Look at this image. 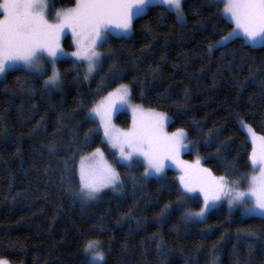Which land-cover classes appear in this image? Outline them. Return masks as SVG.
<instances>
[{
  "label": "trees",
  "instance_id": "1",
  "mask_svg": "<svg viewBox=\"0 0 264 264\" xmlns=\"http://www.w3.org/2000/svg\"><path fill=\"white\" fill-rule=\"evenodd\" d=\"M75 1L49 5L57 11ZM161 8L151 5L136 18L130 36L110 38L104 46L110 58L92 80H84L82 69L78 75L70 60L57 63L58 88L46 90V75L18 69L0 79V260L86 264L84 244L99 240L104 264H264V217L220 204L202 222L185 221L183 205L196 211L202 199L177 204V172L166 169L162 181L142 179L144 168L118 164L101 132L95 133L98 122L85 119L104 94L128 85L135 104L171 117L167 131L183 127L197 142L184 159L199 156L212 174L247 182L251 144L240 123L264 137V46L237 38L209 53L231 31L229 20L206 0H183V24L174 12L158 18ZM63 46L74 47L68 35ZM18 78L33 88L31 97L20 95ZM114 120L123 128L130 123L126 112ZM97 147L123 187L105 189L85 204L74 195L76 169L80 157Z\"/></svg>",
  "mask_w": 264,
  "mask_h": 264
},
{
  "label": "snow or ice",
  "instance_id": "2",
  "mask_svg": "<svg viewBox=\"0 0 264 264\" xmlns=\"http://www.w3.org/2000/svg\"><path fill=\"white\" fill-rule=\"evenodd\" d=\"M206 4L216 8L219 15L234 25L227 35L209 46V53L213 48L237 38L253 46H264V0H206ZM151 5L162 6L158 18L174 12L176 20L184 23L183 0H76L74 7L57 10L52 20L49 19L48 0H3L0 3L3 14L0 19V77L17 69L27 75L43 76L46 66L51 65V75L44 81L43 88H58L61 73L57 63L71 58L72 69L78 75L86 66L83 78L87 81L102 70L103 63L110 58V54L98 49L108 44L112 36H130L134 20L146 15ZM66 32L71 33L75 48L71 53L65 52L61 45V37ZM114 69L115 65L110 66L113 77L116 75ZM18 82L20 95L31 97L33 88L20 78ZM11 95L16 96V93ZM130 95L129 86L121 84L91 108L85 117L92 123L98 118L95 133L102 130L101 143L114 150L113 155L118 153V164L128 169L142 166V179L155 177L161 181L166 169L174 165L180 172L177 204L185 200L194 202L196 193L202 197L198 211L193 212L187 204L183 205L185 221H204L223 199H227L230 210L238 205L245 216L264 217V137L252 135L249 159L253 175L248 180V190L240 191L224 176L215 177L209 169L202 167L201 157L197 156L191 163L182 160L181 154L196 149L197 142L189 140V133L183 127L169 133L165 126L171 122V117L133 105ZM125 107L132 117L131 127L126 131L116 128L112 122L113 114ZM92 135L86 134L85 145L91 142ZM49 151L55 153V146H50ZM219 151L218 148L217 153ZM76 172L79 191L74 195L82 202L96 200L104 189L116 191L123 187L120 174L108 163L101 147L82 155ZM74 178L69 173V179ZM168 208L169 205H165L161 215ZM83 251L87 257L86 264H104L101 241L88 240ZM0 264H7V261L0 260Z\"/></svg>",
  "mask_w": 264,
  "mask_h": 264
},
{
  "label": "rangeland",
  "instance_id": "3",
  "mask_svg": "<svg viewBox=\"0 0 264 264\" xmlns=\"http://www.w3.org/2000/svg\"><path fill=\"white\" fill-rule=\"evenodd\" d=\"M3 2V0H0V3H2ZM48 2H49V0H48ZM76 2V1H75ZM75 6V3L72 5V6H70V7H68V8H71V7H74ZM223 7V6H222ZM68 8H66V9H68ZM64 10V9H63ZM55 10L53 11V10H51V8H50V16H49V19L50 20H52V18L54 17V14H55ZM175 14V13H174ZM3 18V14H2V10H0V19H2ZM230 21V20H229ZM54 22V21H53ZM231 22V21H230ZM232 24V23H231ZM233 25V24H232ZM233 27H234V25H233ZM66 35H68L69 37H70V39H71V43L73 44V41H72V36H71V33L70 32H66L62 37H61V45H62V47L64 48V46H63V39H64V36H66ZM227 35V34H226ZM64 50H65V52H68V53H71L72 51H74L75 50V48L73 47V49H71V50H67V49H65L64 48ZM99 51H101V52H104V53H107V51H106V49L103 47V48H100V49H98ZM71 58H69V60H70ZM57 68H58V70H59V67H58V65H57ZM82 70H83V75H84V73H85V71H86V66L84 67V68H82ZM45 72H46V76H45V79L44 80H46L47 78H48V76H50L51 75V65H47L46 66V70H45ZM59 72H60V70H59ZM98 74V72L97 73H94L93 74V76L89 79V80H92L93 78H95V76ZM2 77H0V79H1ZM117 87H119V86H117ZM117 87H115V88H113L112 90H110V91H108L106 94H104L99 100H98V102L96 103V105L97 104H99L103 99H104V97H106L107 95H108V93L109 92H111V91H114ZM130 100H131V98H130ZM131 103L133 104V105H138V104H135L132 100H131ZM140 106V105H139ZM143 110H145V111H149V110H151V111H155V112H158V111H156V110H152V109H147V108H144V107H142V106H140ZM118 112H126L128 115H129V117H130V123H129V125H128V127H126V128H123V127H121V126H119L116 122H115V120H114V118H115V115L118 113ZM96 121L98 122V124H99V120H98V118L96 119ZM112 122H113V124L115 125V127L116 128H118V129H121V130H124V131H126V130H128L130 127H131V123H132V117H131V112H130V110H128L126 107L124 108V109H122V110H120V111H117V112H115L114 114H113V116H112ZM240 126H241V128L244 130V132H245V134H246V137H247V139H248V141L250 142V144H251V150H250V154H251V152H252V147H253V145H252V135L254 134L256 137H261V135H259V134H257L255 131H253L247 124H245V123H243V122H241L240 123ZM166 127V126H165ZM249 129L251 130V131H249ZM101 132V135H102V138H103V132H102V130L100 131ZM169 132V131H168ZM169 133H171V132H169ZM110 148V147H109ZM95 150V149H94ZM94 150H92L91 152H93ZM113 152H114V150H112ZM90 152V153H91ZM90 153H88V154H90ZM87 155V154H86ZM182 155H183V153L181 154V159L182 160H185V161H188L189 163H191V162H194V161H192V160H186V159H184L183 157H182ZM115 157H116V160H117V158H118V153H116V155H115ZM106 158V157H105ZM106 160H107V158H106ZM108 161V160H107ZM108 163L110 164V162L108 161ZM78 164H79V161H78ZM112 165V164H111ZM169 169H173V170H175L176 172H177V174H178V176L180 175V172H179V170L173 165V166H171ZM213 176H215V177H220V176H216V175H214V174H212ZM253 175V172L251 173V174H249V176L247 177L248 179H247V182L245 183V184H240V183H237V182H233V181H230V180H228L229 181V183L230 184H235L238 188H239V190L240 191H247L248 190V187H249V184H248V180L250 179V177ZM112 190L111 188H108V190ZM105 190V189H104ZM196 196H198V197H200V195H199V193H196L195 194V197ZM201 199H202V197H201ZM95 201V200H94ZM94 201H87V202H85V204H87V203H90V202H94ZM220 204H223V205H225V206H227L228 208H229V206H228V202H227V199H223L222 201H220L219 202V205ZM234 208H237V209H239L242 213H243V210H242V208L240 207V206H234L232 209H234ZM199 210V209H198ZM198 210H196V211H198ZM193 212H195V211H193ZM102 248V247H101ZM5 261V260H4ZM7 264H12V263H10V262H7Z\"/></svg>",
  "mask_w": 264,
  "mask_h": 264
}]
</instances>
